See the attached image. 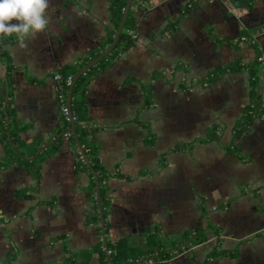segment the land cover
Returning a JSON list of instances; mask_svg holds the SVG:
<instances>
[{
	"label": "crops",
	"instance_id": "crops-1",
	"mask_svg": "<svg viewBox=\"0 0 264 264\" xmlns=\"http://www.w3.org/2000/svg\"><path fill=\"white\" fill-rule=\"evenodd\" d=\"M233 2H131L133 44L84 95L105 214L66 135L38 178L0 163V264H118L129 251L139 263L264 264V117H248L254 76L264 106V0ZM109 4L48 0L43 29L0 33V162L10 126H24V151L58 140L53 75L107 48Z\"/></svg>",
	"mask_w": 264,
	"mask_h": 264
},
{
	"label": "trees",
	"instance_id": "trees-1",
	"mask_svg": "<svg viewBox=\"0 0 264 264\" xmlns=\"http://www.w3.org/2000/svg\"><path fill=\"white\" fill-rule=\"evenodd\" d=\"M135 1V0H134ZM132 1V4L134 3ZM250 1V0H247ZM126 0H110L109 4V12L111 14V20H112V25L113 29H116L121 15L122 11L124 8ZM135 28V21L130 13V11L127 14L123 30L119 36L118 42L115 45V47L112 49L109 55L101 59L96 65L92 66L88 70H86L83 74H81L77 80L75 81V84L73 86L72 94H71V101H70V109L72 116L74 117V123H75V135L77 140L79 141V144L81 145L90 165L91 168L97 173L98 176V181L100 182V203L101 207L103 209V215L105 214L104 209L107 207L106 204L108 203V200H106V192L102 184L103 180V171H102V166L98 161L97 157V146L94 143L93 140V130L90 126H88L85 123L86 115H85V90L90 82V80L94 77L98 69H101L105 65L109 63L110 58L114 57L115 55L119 54L120 52L125 51L128 49L132 44H133V37L132 33ZM113 33V31H112ZM112 35L110 36V41H111ZM95 57V54L88 58H83L80 61V64L78 66H71L66 68L61 72L62 75H67L70 74L74 76L76 72L88 61L93 59ZM257 84V78L254 76V78L251 80V91H250V107L248 108V117L251 118L253 116H258V115H264V106H261V102L259 99V95L255 89V86ZM68 90V85H63V94L66 97V93ZM65 101V100H64ZM12 110L7 108V117L10 118ZM59 127H58V133H61L60 137L56 142L53 144L49 145L46 147L44 150H42L33 160H28L22 158L23 156H31L33 153L36 151V148L41 144L42 140H38L36 144L34 145L33 148H31L28 151H24V145L25 143L21 142L19 139V134L20 132L24 129V126H10L9 128V134L12 138V143H5V159L0 162L3 165L10 164L14 166H25L28 168V170L31 172V175L33 177L38 178L39 176V168H40V163L42 160L49 154L53 153L56 151L59 147V144L61 142V138L64 136L68 138L71 146L73 148H76V142L74 136L69 133L67 134L66 131L70 128V122L66 118V116L61 113L60 111V116H59ZM66 135V136H65ZM2 139L5 140V136H2ZM17 150L18 154L15 153V150ZM78 161L79 164L89 172V176L91 177L90 179V188L94 189L95 188V180L92 177V174L90 170L87 168L85 165L84 161L82 160L81 156L78 154ZM202 237L196 236L194 238L195 242H200L202 241ZM151 242L155 243L157 242L156 239L153 238V236H145L144 237V244H150ZM154 249V247H150L147 251H151ZM140 257V253H134L133 251L125 252L122 254H117L115 256V261H117L118 264L122 263L128 258L132 259H138ZM159 259H164L167 257V253H161L159 254ZM105 264H109L108 262L104 261ZM137 264H141L137 263Z\"/></svg>",
	"mask_w": 264,
	"mask_h": 264
},
{
	"label": "clouds",
	"instance_id": "clouds-1",
	"mask_svg": "<svg viewBox=\"0 0 264 264\" xmlns=\"http://www.w3.org/2000/svg\"><path fill=\"white\" fill-rule=\"evenodd\" d=\"M48 0H0V33L23 36L43 29L47 24L44 10ZM15 19L18 23H9Z\"/></svg>",
	"mask_w": 264,
	"mask_h": 264
},
{
	"label": "water",
	"instance_id": "water-1",
	"mask_svg": "<svg viewBox=\"0 0 264 264\" xmlns=\"http://www.w3.org/2000/svg\"><path fill=\"white\" fill-rule=\"evenodd\" d=\"M131 2H132V0H126L125 5H124V8H123V11H122V15H121V18H120V21H119V24H118V26H117V28L115 30L113 39L110 42V44L99 55H97L96 57H94L93 59H91L90 61H88L84 66H82L76 72V74L73 76L72 82L68 86V90H67V93H66V104H67V107H68L67 115H68L69 122H70V128L66 131V133H71L74 136L76 145H77V147L79 149V152H80V155H81L84 163L86 164V166L91 171L94 179L96 180L97 197L99 196V183L97 182V173L91 168V165H90V163H89V161H88V159H87V157H86V155H85V153H84V151H83L81 145L79 144V141L77 140L76 135H75V123H74L73 116H72L71 109H70L71 94H72L73 86H74L75 81L77 80V78L81 74H83L86 70H88L89 68H91L92 66H94L95 64H97L101 59H103L104 57H106L107 55H109L110 52L112 51V49L117 44L118 39H119V36H120V34H121L122 30H123V27H124V23H125V20H126V17H127V14H128V11H129ZM230 2L232 4L234 3L233 0H230ZM254 29H253L254 32L255 31H257V32L259 31V28L258 27L257 28H254ZM260 75H261V72H260ZM53 143H54V141H50V142H47V143L41 145L35 151L34 155L32 157H29V159H32L33 160L44 148H46L47 146H49V145H51ZM102 228L104 229L103 223H102ZM105 247H106V244H105Z\"/></svg>",
	"mask_w": 264,
	"mask_h": 264
},
{
	"label": "built area",
	"instance_id": "built-area-1",
	"mask_svg": "<svg viewBox=\"0 0 264 264\" xmlns=\"http://www.w3.org/2000/svg\"><path fill=\"white\" fill-rule=\"evenodd\" d=\"M132 37L133 38L135 37V34L134 33H132ZM242 39H244V38H242ZM256 61L258 63L264 65V52H260L258 54V56L256 58ZM210 76H213V73L212 72L210 73ZM53 78L57 82V99L59 101L60 111L69 120L68 115H67L68 107H67V104H66V97L64 96L62 90H63V85H68V86L70 85V83L73 80V76L70 75V74L62 75L61 73H55L53 75ZM203 84L204 85H207V82H204ZM260 116H263L264 117V115H260ZM73 120H74V117H73ZM67 134H69V133H67ZM105 249H106V247H105ZM106 252L109 253V251L107 249H106ZM156 260H158V258H156ZM137 263H139L137 261V259L128 258L125 261H123L121 264H137ZM142 264H155V260H153V258L148 257L147 259H145V261H143Z\"/></svg>",
	"mask_w": 264,
	"mask_h": 264
}]
</instances>
